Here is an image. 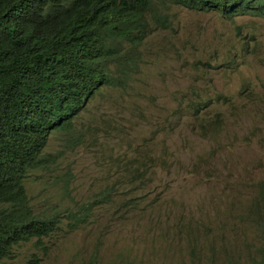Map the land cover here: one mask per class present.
Wrapping results in <instances>:
<instances>
[{
	"label": "rangeland",
	"instance_id": "374dc122",
	"mask_svg": "<svg viewBox=\"0 0 264 264\" xmlns=\"http://www.w3.org/2000/svg\"><path fill=\"white\" fill-rule=\"evenodd\" d=\"M165 11L172 26L153 27L132 79L104 87L71 131L50 137L44 157L57 161L26 188L36 212L66 220L17 247V260L245 264L260 244L251 211L264 186V17Z\"/></svg>",
	"mask_w": 264,
	"mask_h": 264
},
{
	"label": "trees",
	"instance_id": "16d2710c",
	"mask_svg": "<svg viewBox=\"0 0 264 264\" xmlns=\"http://www.w3.org/2000/svg\"><path fill=\"white\" fill-rule=\"evenodd\" d=\"M169 6L215 11L229 21L264 17V0H0V264H41L37 255L17 260L16 248L41 243L66 217L36 212L29 175L56 163L44 157L56 130L71 131L99 91L132 79L153 27L171 28ZM109 194L83 204L72 230L88 223ZM251 219L260 227V244L247 262L264 264L263 183Z\"/></svg>",
	"mask_w": 264,
	"mask_h": 264
},
{
	"label": "clouds",
	"instance_id": "9594fccd",
	"mask_svg": "<svg viewBox=\"0 0 264 264\" xmlns=\"http://www.w3.org/2000/svg\"><path fill=\"white\" fill-rule=\"evenodd\" d=\"M56 131H58V130H56ZM245 264H249V263L247 262V260H246Z\"/></svg>",
	"mask_w": 264,
	"mask_h": 264
}]
</instances>
